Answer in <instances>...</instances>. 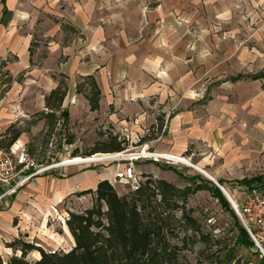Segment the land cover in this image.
<instances>
[{
    "label": "crops",
    "instance_id": "1",
    "mask_svg": "<svg viewBox=\"0 0 264 264\" xmlns=\"http://www.w3.org/2000/svg\"><path fill=\"white\" fill-rule=\"evenodd\" d=\"M172 9L167 0H0V59L8 61L12 74H23V80L24 74L32 75L37 93L31 98V108L47 110L45 96L64 78L67 95L62 108L69 110L71 118V106H77V102L70 105L71 93L77 91L78 79L92 75L101 89L99 111L125 105L127 112L140 115L158 103L171 107L179 103L170 114L171 121L177 128L184 121L190 123L187 141H207L203 152L192 151L190 158L209 179L211 176L219 182L264 175V67L253 73L228 65L218 69L207 45L205 66L194 70L203 37L196 25L197 14ZM227 74L232 75L223 79ZM238 74L246 76L233 80ZM217 76L223 88L234 87V98L228 95L230 91L219 97L206 88V83ZM201 77L206 80L201 82ZM35 83L42 88H36ZM201 85L206 94H201ZM202 100H208L203 105L207 112L195 104ZM184 103L194 106L185 111ZM16 107H21L22 117H18L17 109L0 110L4 120L0 128L3 126L5 133L0 137L10 136L7 130L11 125L16 127L14 120L21 124L23 118L30 119L21 105ZM14 116L17 119L13 120ZM45 126L48 128L45 118L35 119L31 132ZM21 131L10 146L24 144L29 150L30 132ZM183 131L176 129L184 150L187 141L184 143L180 135ZM164 153L183 156L181 152ZM57 169L58 176L52 170L38 176L35 183L18 191L8 209L0 210V254L10 253L8 241L20 232H29L22 221L15 222L24 198L31 196L30 201L42 215L77 191L95 189L101 179L114 184L112 168L101 173L79 165L53 170ZM65 232L70 248L74 238L68 226ZM60 246L64 248L59 243L54 249ZM4 264H8L6 260Z\"/></svg>",
    "mask_w": 264,
    "mask_h": 264
},
{
    "label": "rangeland",
    "instance_id": "2",
    "mask_svg": "<svg viewBox=\"0 0 264 264\" xmlns=\"http://www.w3.org/2000/svg\"><path fill=\"white\" fill-rule=\"evenodd\" d=\"M167 3L170 8H173L174 12L177 9L179 11L183 9L193 10L197 14L198 22H196V25L203 37L200 38V58L196 60L194 70L199 67L202 70V66H205L207 58L203 52L206 51L207 45H210V50L212 51L210 57L212 58V62L216 63L218 69H223L228 65L230 68L237 67L253 73L264 67V0H167ZM35 45L36 43H33V47ZM41 58L43 57L41 56ZM6 70H9L7 66L0 65V89L6 87L5 81L8 79L5 73ZM11 75L14 78L18 76L12 73ZM229 75L232 74H227L223 79L230 77ZM85 79L86 77L78 79L76 89L80 85V90L76 92L72 91L71 93L69 99L70 105L77 102V106L75 108H73V105L71 106L73 113L71 114L69 124L64 127L62 126V122L57 123L53 130L45 126L42 129L31 132L32 123L35 119L40 118L42 111H44L37 110V107H29L31 98H35L37 93V90L33 89L32 86L33 80L31 74H24V80L21 82L13 81L9 89L0 98V110H2V107L5 111L9 112L12 109H17L16 113L19 115L18 117H22V114H19L22 110L21 107H16V105H21L30 114V119L23 118L25 122L21 124L14 120L17 119L14 116L13 123L18 129L30 132L28 147L38 163L50 164L59 162L62 159H66L72 163L85 160L84 158L86 157H93L92 155L101 157L102 155L121 152L98 151L89 155L90 151L95 148L108 147L115 144H121L124 147L122 151L128 155L130 153L145 154L148 151L181 152L184 156L182 157H186L192 163L193 160L190 158L191 152L194 151L196 154L201 153L203 152L202 148L207 147V141H187L189 122L184 121L177 128L176 123L171 121L170 114L179 103L174 107L165 103H158L152 107L149 106L146 113L143 111L140 115L138 113L127 112L125 105L118 109L113 106L108 111L92 110L86 97L90 93V81H85ZM215 79V81L209 84L206 83V88H208L210 93L223 97V95H226L225 93L230 91L228 95L231 99L235 97L234 87L228 86L227 88H223L219 84L218 76ZM205 80L202 77L200 78L201 82ZM61 81L66 83L64 78H61ZM34 86L42 88L36 83ZM200 90L201 94H206L207 92L202 85ZM202 101L195 104L207 112V106L203 105L207 104L208 100ZM184 104L183 108L185 111L192 109L194 106V103ZM59 113L58 111L57 114L59 115ZM2 121L4 120L0 117V125H3ZM3 129L4 127L2 126L0 128V136L5 135ZM176 129L184 130L180 132V135H183L184 143L187 141L184 150L180 148L182 139L177 136ZM9 137H0V148L8 147ZM51 141H53L52 145H50ZM89 162L79 166L82 169L92 168L95 173H101L108 168L115 170L118 163L116 160ZM134 163L137 173H140L142 176V180L147 179L145 176L147 174L148 177H153L154 179L164 178L178 186H186L189 180L168 168L169 165H173L180 171H183L186 177L199 175L201 178L198 180L202 179V181H207V183L215 184L204 173H201L202 171L200 172L194 167L197 166L194 162L192 165H187L166 159L139 158L134 159ZM138 165H144L145 168ZM59 171L58 169L57 171L52 170V173L58 176ZM114 186L120 194L131 191L129 183L114 182ZM223 186L237 203L242 202L245 192L249 190L234 179H227ZM17 193L4 197L0 201V210L8 209L15 201ZM31 198V196H28L20 202L23 204V207L19 214L20 216L15 218V222L22 221L24 229L29 230L27 232L28 236H25V239L35 244H40L46 249H54V246L59 243L64 249L69 248L70 244L65 232V228L67 227L65 221L69 215V211L80 210L90 206L93 201L92 194L74 193L66 197L61 203L54 205V209L50 208V210H46L42 215L38 214V208L34 205V201H30ZM188 207L193 209L194 216L202 224L205 232L212 234L214 237L223 238L224 244L228 249L234 247L233 241L238 234V229L235 216L232 212L235 210L231 203L230 207L233 209L232 211L223 206L209 190H199L189 197ZM25 233L24 231L20 232V234ZM215 249L216 247L213 248V250ZM8 251L10 253L5 252L1 254L6 261L13 253L12 248H9ZM257 251L258 249L254 246L251 248L237 246L235 248V260L231 262L226 261L225 253L222 252V262L225 264H264V256H262V253H257ZM29 257L36 259L39 257V253L32 251ZM194 257V255H190L191 260L196 263ZM203 264L218 263L204 262Z\"/></svg>",
    "mask_w": 264,
    "mask_h": 264
},
{
    "label": "trees",
    "instance_id": "3",
    "mask_svg": "<svg viewBox=\"0 0 264 264\" xmlns=\"http://www.w3.org/2000/svg\"><path fill=\"white\" fill-rule=\"evenodd\" d=\"M6 59H0V65L7 66ZM6 87L0 89V98L9 89L13 81H22L23 74L13 77L9 70L5 71ZM244 74L233 76V80L245 77ZM259 75H253L257 78ZM90 93L86 95L92 110L99 109L101 89L96 79L90 75ZM80 90V85L78 89ZM67 95V85L61 81L58 86L45 96L46 109L40 118H45L48 128L53 130L62 120L66 127L70 121L67 108H62ZM60 112L59 115L57 112ZM8 147L19 137L21 130L10 126ZM121 144L99 147L90 151H122ZM168 168L176 171L181 177L189 180L184 186H178L164 178L154 179L145 176L137 188L128 193L120 194L109 179H101L95 189L88 188L76 194H92L93 201L88 207L70 210L66 224L74 238V244L68 248L46 249L25 239L28 233L19 234L6 246L13 253L7 260L8 264H203L210 262L223 263L221 253L226 261L235 260V248L256 247L248 231L220 188L207 181L198 180L199 175L186 177L173 165ZM198 180V181H197ZM247 189L260 187L264 189V175H255L237 179ZM225 184L224 179H219ZM199 190H209L235 216L238 234L230 249L225 246L223 238L214 237L204 231L202 224L194 216L193 209L188 207L189 197ZM213 250V248H215ZM32 251L39 257L31 259ZM257 253L261 254L258 250ZM190 255H194V263ZM0 264L4 259L0 254Z\"/></svg>",
    "mask_w": 264,
    "mask_h": 264
},
{
    "label": "built area",
    "instance_id": "4",
    "mask_svg": "<svg viewBox=\"0 0 264 264\" xmlns=\"http://www.w3.org/2000/svg\"><path fill=\"white\" fill-rule=\"evenodd\" d=\"M123 153L125 152L113 153L110 155L111 157L102 155L99 157V161H118L114 182L129 183L133 189L137 188L142 181V176L136 171L134 159H166L161 157L159 152L148 151L147 154H133V156L137 155L135 157L128 156L127 153L123 155ZM126 160L128 162H123ZM87 163L90 162L82 160L71 163L66 159L50 164L38 163L24 144L14 143L8 149L0 148V201L10 194L17 193L28 183H35L36 178L45 172L59 167ZM234 210L254 241L256 248L264 255V189L253 187L247 190L242 202H236Z\"/></svg>",
    "mask_w": 264,
    "mask_h": 264
},
{
    "label": "bare ground",
    "instance_id": "5",
    "mask_svg": "<svg viewBox=\"0 0 264 264\" xmlns=\"http://www.w3.org/2000/svg\"><path fill=\"white\" fill-rule=\"evenodd\" d=\"M133 154L134 153H130V155H128V156H133ZM135 154H137V153H135ZM145 154H147V153H145ZM159 154H160V156L161 157H163V158H166V159H169V160H171V161H173V162H176V163H182V164H187V165H192V163H190V161H188V159L186 158H183L182 156H180V155H175V154H171V153H164V152H159ZM123 155H125V153H123ZM109 157H111L110 155H108ZM135 156H137V155H135ZM85 159V161H98V160H100L99 159V157H97V155L96 156H93V157H86V158H84ZM78 162V161H77ZM194 166V165H193ZM195 168H197L198 170H200V171H202V173H204V174H207L208 175V173L207 172H205V171H203L202 169H200L199 167H197V166H194ZM209 176V175H208ZM211 177V176H210Z\"/></svg>",
    "mask_w": 264,
    "mask_h": 264
},
{
    "label": "water",
    "instance_id": "6",
    "mask_svg": "<svg viewBox=\"0 0 264 264\" xmlns=\"http://www.w3.org/2000/svg\"><path fill=\"white\" fill-rule=\"evenodd\" d=\"M215 184L222 190V192L225 194V196L227 197V199L229 200V202L231 203L232 207L235 208L236 207V202L235 200L232 198L231 194L228 192V190L223 187L221 184H219V182L217 180H215L213 177H210ZM262 256H264L262 254Z\"/></svg>",
    "mask_w": 264,
    "mask_h": 264
}]
</instances>
